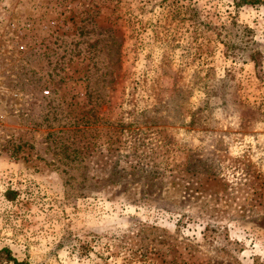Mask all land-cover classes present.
Returning <instances> with one entry per match:
<instances>
[{"label": "rangeland", "instance_id": "1", "mask_svg": "<svg viewBox=\"0 0 264 264\" xmlns=\"http://www.w3.org/2000/svg\"><path fill=\"white\" fill-rule=\"evenodd\" d=\"M246 1L0 0V249L264 264V0Z\"/></svg>", "mask_w": 264, "mask_h": 264}, {"label": "trees", "instance_id": "2", "mask_svg": "<svg viewBox=\"0 0 264 264\" xmlns=\"http://www.w3.org/2000/svg\"><path fill=\"white\" fill-rule=\"evenodd\" d=\"M242 2L248 3L249 1L242 0ZM257 64V62H256ZM0 261L3 264H28V263H19L14 257H12L10 250L6 247L0 249Z\"/></svg>", "mask_w": 264, "mask_h": 264}]
</instances>
